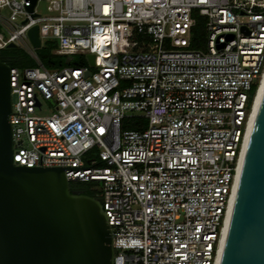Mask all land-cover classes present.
I'll list each match as a JSON object with an SVG mask.
<instances>
[{
	"label": "built area",
	"instance_id": "obj_1",
	"mask_svg": "<svg viewBox=\"0 0 264 264\" xmlns=\"http://www.w3.org/2000/svg\"><path fill=\"white\" fill-rule=\"evenodd\" d=\"M37 1L0 0V48L34 61L9 66L12 159L97 182L113 264H214L264 70V0ZM195 14L205 49L189 47ZM34 24L40 46L93 63L45 67ZM134 116L145 125L124 127Z\"/></svg>",
	"mask_w": 264,
	"mask_h": 264
},
{
	"label": "water",
	"instance_id": "obj_2",
	"mask_svg": "<svg viewBox=\"0 0 264 264\" xmlns=\"http://www.w3.org/2000/svg\"><path fill=\"white\" fill-rule=\"evenodd\" d=\"M27 36L40 46L35 24ZM85 57L93 63V54ZM9 66L0 57V264H113L112 231L100 200L71 188L62 166L12 159ZM217 264H264V82Z\"/></svg>",
	"mask_w": 264,
	"mask_h": 264
},
{
	"label": "trees",
	"instance_id": "obj_3",
	"mask_svg": "<svg viewBox=\"0 0 264 264\" xmlns=\"http://www.w3.org/2000/svg\"><path fill=\"white\" fill-rule=\"evenodd\" d=\"M200 17L199 20H196L195 24L191 28V34H190V40H189V47L191 48H199L200 45L198 43V40L196 36L194 35V31H197L201 29V20L202 16L198 15ZM53 45L48 42L45 46L42 47L39 51H35L38 59L40 62L47 68H55L66 64H77L82 63L83 60H76L73 58V55H66V54H55L51 52V48ZM0 52H8L7 58H3L9 65L11 66H17V67H23V66H31L34 64V61L29 57V55L21 50L20 48H8L3 47L0 48ZM255 89V84H253L250 88V94L253 93ZM124 127L129 128H142L144 126V122L140 119L139 121H132V120H125V123H123ZM70 187H81L84 189V193H87L89 195H92L96 198H99V192L97 188V182L94 180L90 181H71Z\"/></svg>",
	"mask_w": 264,
	"mask_h": 264
},
{
	"label": "rangeland",
	"instance_id": "obj_4",
	"mask_svg": "<svg viewBox=\"0 0 264 264\" xmlns=\"http://www.w3.org/2000/svg\"><path fill=\"white\" fill-rule=\"evenodd\" d=\"M44 5H45V1H43V0H38L37 1V8L38 9H41V10H43V8H44ZM195 18H196V20H199L200 19V17H198V15L197 14H195ZM201 29H199V30H197V31H194V35L196 36V38H197V40H198V43L200 44L198 47L200 48V49H205V37H206V28H205V17L204 16H202V20H201ZM191 34V33H190ZM135 38V37H134ZM137 39H139V37H136ZM140 40V39H139ZM48 42H50L53 46L56 44L55 43V41H53V40H50V41H44L43 43H42V45L40 46V47H36L35 48V51L37 52V51H39L40 49H42V47L43 46H45L46 45V43H48ZM73 58L74 59H76V60H86V57L85 56H80V55H73ZM142 120L143 122H144V125H145V123H146V119L145 118H139L138 116H134V117H130V118H127L126 120H134V121H139V120ZM123 123H125V121L123 122ZM127 128H129V127H127Z\"/></svg>",
	"mask_w": 264,
	"mask_h": 264
},
{
	"label": "bare ground",
	"instance_id": "obj_5",
	"mask_svg": "<svg viewBox=\"0 0 264 264\" xmlns=\"http://www.w3.org/2000/svg\"><path fill=\"white\" fill-rule=\"evenodd\" d=\"M263 82H264V70H263V72L261 74L259 85L257 87V90L255 92V96H254V99H253L252 111H251L249 122H248V129H247V133H246V136H245V139H244V143H243V147H242V157H243L244 149H245V146H246V142H247L250 126H251V123H252L255 107H256V104H257L259 92H260V89H261V86H262ZM238 173H239V171H238ZM237 177H238V175H237ZM237 177H236V181H237ZM236 181H235V184H234V189H235ZM234 189H233L232 197H231V200H230V203H229L226 219H225L224 226H223V231H222V236H221V239H220L218 254L216 256V260H215L214 264H217V259H218V255H219V251H220V247H221V243H222V239H223V235H224V231H225V227H226L229 211H230V206H231V202H232V198H233V194H234Z\"/></svg>",
	"mask_w": 264,
	"mask_h": 264
},
{
	"label": "flooded vegetation",
	"instance_id": "obj_6",
	"mask_svg": "<svg viewBox=\"0 0 264 264\" xmlns=\"http://www.w3.org/2000/svg\"><path fill=\"white\" fill-rule=\"evenodd\" d=\"M6 47H8V48H15V46H6ZM7 56H8V52H0V57L1 58H7ZM74 189H81L82 191H84V189L83 188H81V187H75Z\"/></svg>",
	"mask_w": 264,
	"mask_h": 264
}]
</instances>
